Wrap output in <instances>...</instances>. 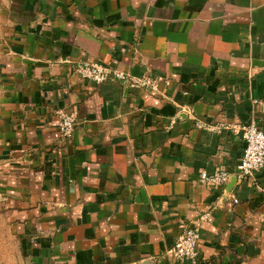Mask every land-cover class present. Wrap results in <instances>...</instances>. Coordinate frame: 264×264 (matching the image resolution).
Returning a JSON list of instances; mask_svg holds the SVG:
<instances>
[{"label": "crops", "instance_id": "crops-1", "mask_svg": "<svg viewBox=\"0 0 264 264\" xmlns=\"http://www.w3.org/2000/svg\"><path fill=\"white\" fill-rule=\"evenodd\" d=\"M84 60L159 92L82 78ZM251 121L264 130V0H0V210L26 264H191L169 249L203 213L198 264H264V169L200 181L236 168L231 126Z\"/></svg>", "mask_w": 264, "mask_h": 264}, {"label": "built area", "instance_id": "built-area-1", "mask_svg": "<svg viewBox=\"0 0 264 264\" xmlns=\"http://www.w3.org/2000/svg\"><path fill=\"white\" fill-rule=\"evenodd\" d=\"M76 71L85 79L98 84L105 82H121L131 88H147L151 93L159 92V79L148 73L134 74L98 61L84 60L76 64ZM58 126L61 135L65 139L73 136L78 125V116L74 110L57 109ZM197 127L212 131H221L229 127V124H211L200 118L194 117ZM232 129L241 134L245 148L240 162L234 170L216 168L212 173L202 171L201 182H209L214 185L225 184L232 175L240 179L254 176L264 169V130L255 121L242 124H234ZM235 202H238L234 198ZM209 213H203L188 224L184 232L176 238L169 253L179 262L198 264L200 260L199 241L201 238V226Z\"/></svg>", "mask_w": 264, "mask_h": 264}, {"label": "rangeland", "instance_id": "rangeland-1", "mask_svg": "<svg viewBox=\"0 0 264 264\" xmlns=\"http://www.w3.org/2000/svg\"><path fill=\"white\" fill-rule=\"evenodd\" d=\"M0 264H26L19 240L10 234L4 212L0 210Z\"/></svg>", "mask_w": 264, "mask_h": 264}, {"label": "trees", "instance_id": "trees-1", "mask_svg": "<svg viewBox=\"0 0 264 264\" xmlns=\"http://www.w3.org/2000/svg\"><path fill=\"white\" fill-rule=\"evenodd\" d=\"M25 247H24V242H23V240H22V249H24Z\"/></svg>", "mask_w": 264, "mask_h": 264}, {"label": "water", "instance_id": "water-1", "mask_svg": "<svg viewBox=\"0 0 264 264\" xmlns=\"http://www.w3.org/2000/svg\"><path fill=\"white\" fill-rule=\"evenodd\" d=\"M237 180V176L234 177L233 181H236Z\"/></svg>", "mask_w": 264, "mask_h": 264}]
</instances>
